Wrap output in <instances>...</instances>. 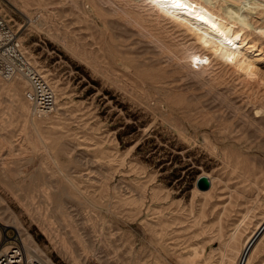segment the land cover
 Returning a JSON list of instances; mask_svg holds the SVG:
<instances>
[{"label":"rangeland","instance_id":"374dc122","mask_svg":"<svg viewBox=\"0 0 264 264\" xmlns=\"http://www.w3.org/2000/svg\"><path fill=\"white\" fill-rule=\"evenodd\" d=\"M138 1L0 0L57 98L36 118L0 79V251L18 234L48 264H241L264 223V87L191 73L190 38L126 21ZM221 3L264 48V0ZM246 259L264 264V233Z\"/></svg>","mask_w":264,"mask_h":264},{"label":"bare ground","instance_id":"6f19581e","mask_svg":"<svg viewBox=\"0 0 264 264\" xmlns=\"http://www.w3.org/2000/svg\"><path fill=\"white\" fill-rule=\"evenodd\" d=\"M140 3L144 4L140 6L144 12L139 15L135 12L125 14L126 21L135 24L141 32H145L148 29L147 23L153 20L157 26H169L173 31L182 33L185 39L190 38L193 41L194 49L197 50L187 56L191 73L198 74L201 70L203 71L216 63V65L231 67L246 82H256L264 87V72L262 70L264 48L259 42L251 39L250 35L245 32V28L238 29L232 20L220 13L224 9L221 0H139L137 6ZM246 8L247 11L244 14L248 18L250 17L249 13L255 7L249 6ZM164 26L163 29H165ZM150 37L153 40V36ZM61 40L66 41L64 38ZM161 43L165 45V51L173 52L171 47L163 42ZM99 50L102 51V48ZM116 60L117 63L121 62L117 57ZM195 66L197 70H195ZM2 81L6 83L21 81L24 83V88L28 89V83L24 79ZM16 88L13 89L14 92L17 91L18 88ZM26 102L32 107L27 100ZM32 113L36 118L47 116H39L34 109ZM255 118H264L263 107L256 108ZM207 179L209 180V178ZM209 182L210 187L212 184L213 189L214 181L209 180ZM209 193L210 191L206 190L201 194L208 195ZM156 200L159 201V198H156ZM263 233L264 223L248 243L241 264L246 262L247 253ZM25 249L27 256L34 258L35 252L29 244L25 245ZM226 252H231L230 248Z\"/></svg>","mask_w":264,"mask_h":264},{"label":"built area","instance_id":"2783aa9c","mask_svg":"<svg viewBox=\"0 0 264 264\" xmlns=\"http://www.w3.org/2000/svg\"><path fill=\"white\" fill-rule=\"evenodd\" d=\"M24 79L28 83L25 99L39 116L51 114L57 104L56 93L49 82L29 62L21 49L16 33L0 11V79ZM0 264H48L38 258H29L21 237L10 239L0 251Z\"/></svg>","mask_w":264,"mask_h":264},{"label":"water","instance_id":"95a60500","mask_svg":"<svg viewBox=\"0 0 264 264\" xmlns=\"http://www.w3.org/2000/svg\"><path fill=\"white\" fill-rule=\"evenodd\" d=\"M200 189L202 190H208L210 188V182L206 177H203L200 181Z\"/></svg>","mask_w":264,"mask_h":264}]
</instances>
